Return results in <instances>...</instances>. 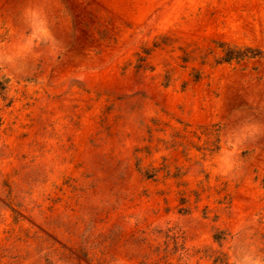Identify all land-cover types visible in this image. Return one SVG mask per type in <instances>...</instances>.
Returning a JSON list of instances; mask_svg holds the SVG:
<instances>
[{"label":"rangeland","instance_id":"1","mask_svg":"<svg viewBox=\"0 0 264 264\" xmlns=\"http://www.w3.org/2000/svg\"><path fill=\"white\" fill-rule=\"evenodd\" d=\"M0 264H264V0H0Z\"/></svg>","mask_w":264,"mask_h":264}]
</instances>
